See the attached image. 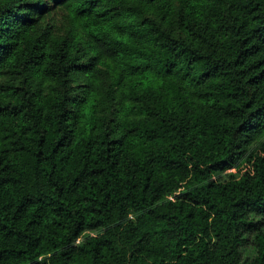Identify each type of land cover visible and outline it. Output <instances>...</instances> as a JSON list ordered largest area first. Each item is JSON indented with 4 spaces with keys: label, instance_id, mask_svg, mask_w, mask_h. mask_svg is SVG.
<instances>
[{
    "label": "trees",
    "instance_id": "obj_1",
    "mask_svg": "<svg viewBox=\"0 0 264 264\" xmlns=\"http://www.w3.org/2000/svg\"><path fill=\"white\" fill-rule=\"evenodd\" d=\"M0 264H264V0H0Z\"/></svg>",
    "mask_w": 264,
    "mask_h": 264
},
{
    "label": "built area",
    "instance_id": "obj_2",
    "mask_svg": "<svg viewBox=\"0 0 264 264\" xmlns=\"http://www.w3.org/2000/svg\"><path fill=\"white\" fill-rule=\"evenodd\" d=\"M229 171H233V172H235V171H236V168L233 167V168L229 169ZM170 198L173 199V196L171 195Z\"/></svg>",
    "mask_w": 264,
    "mask_h": 264
},
{
    "label": "rangeland",
    "instance_id": "obj_3",
    "mask_svg": "<svg viewBox=\"0 0 264 264\" xmlns=\"http://www.w3.org/2000/svg\"><path fill=\"white\" fill-rule=\"evenodd\" d=\"M244 169H245V168H244ZM244 169H243V170H244Z\"/></svg>",
    "mask_w": 264,
    "mask_h": 264
}]
</instances>
